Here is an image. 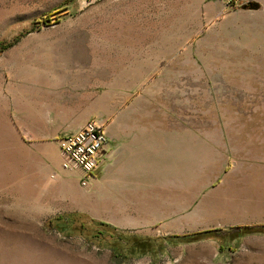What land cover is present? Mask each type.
Segmentation results:
<instances>
[{"label":"rangeland","instance_id":"rangeland-1","mask_svg":"<svg viewBox=\"0 0 264 264\" xmlns=\"http://www.w3.org/2000/svg\"><path fill=\"white\" fill-rule=\"evenodd\" d=\"M74 91L134 105L125 129L156 144L141 168L106 161L82 186L31 136ZM67 214L70 236L50 224ZM93 222L221 231L119 263ZM246 225L264 226V0H0V264H264L263 234L232 240Z\"/></svg>","mask_w":264,"mask_h":264},{"label":"crops","instance_id":"crops-1","mask_svg":"<svg viewBox=\"0 0 264 264\" xmlns=\"http://www.w3.org/2000/svg\"><path fill=\"white\" fill-rule=\"evenodd\" d=\"M51 93L57 98L56 101H59V92ZM109 98L113 102L111 107L118 105L117 95L113 93L107 92L103 96L101 93L74 91L70 94V102L67 105L62 104L56 107L46 105L48 116L42 126L39 128L36 126L30 131L31 136L37 139L52 140L57 144L59 139L75 133L87 122L94 121L104 126L108 138V143L100 153L101 169L103 170V164L109 161L110 166H116L120 170H138L141 168L140 163L143 162L142 149L150 148L152 145L156 147V144L149 136H144L141 131L130 132L125 129L129 123H133L135 118L133 104L123 105L118 110L115 108L117 111L111 113L110 106L105 104ZM86 101H88V106ZM51 112L53 116H49ZM127 165L130 166L127 167Z\"/></svg>","mask_w":264,"mask_h":264},{"label":"trees","instance_id":"trees-1","mask_svg":"<svg viewBox=\"0 0 264 264\" xmlns=\"http://www.w3.org/2000/svg\"><path fill=\"white\" fill-rule=\"evenodd\" d=\"M69 2L70 1H68L67 3ZM66 5L68 4H64L63 6H61V8H58L57 10H54L51 13H48L47 15L42 17V20L50 22L51 19L55 17V15L60 14L67 9ZM53 221L55 222L54 225ZM53 221L50 222V224L54 227V229L62 233L68 234V228L74 221V215L67 214L57 216L53 219ZM93 225H95L97 228H101L99 236H94L95 239H98V241L105 240L107 237L112 239V242H109V249L113 254L114 260L119 263H124V261L126 262L130 259V257H133L136 254L139 255V257L145 256L150 252H157L158 254H160L164 251V248H167V246L174 241H182L184 243L198 242L210 237H214L216 233L221 231L218 229H210L190 235H178L169 238L159 239H143L141 237H136L133 235H119L115 233V230L110 225L105 223L93 222ZM228 231L231 232V236L233 237L232 240L238 241L249 235H264V226H237L231 228ZM215 238L220 239V236H215Z\"/></svg>","mask_w":264,"mask_h":264},{"label":"built area","instance_id":"built-area-1","mask_svg":"<svg viewBox=\"0 0 264 264\" xmlns=\"http://www.w3.org/2000/svg\"><path fill=\"white\" fill-rule=\"evenodd\" d=\"M253 1L259 0H225V4L237 7ZM107 143L104 126L94 121L87 122L75 133L57 141L61 170L78 173L80 184L89 185L101 168L100 153Z\"/></svg>","mask_w":264,"mask_h":264},{"label":"water","instance_id":"water-1","mask_svg":"<svg viewBox=\"0 0 264 264\" xmlns=\"http://www.w3.org/2000/svg\"><path fill=\"white\" fill-rule=\"evenodd\" d=\"M250 6H251V8H257L258 4L257 3H251Z\"/></svg>","mask_w":264,"mask_h":264}]
</instances>
